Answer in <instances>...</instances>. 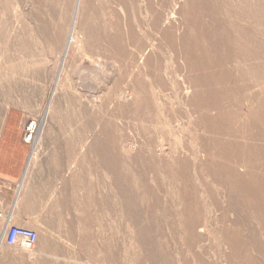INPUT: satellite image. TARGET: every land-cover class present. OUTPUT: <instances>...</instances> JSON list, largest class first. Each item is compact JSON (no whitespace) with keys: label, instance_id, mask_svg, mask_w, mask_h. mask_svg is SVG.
Segmentation results:
<instances>
[{"label":"rangeland","instance_id":"obj_1","mask_svg":"<svg viewBox=\"0 0 264 264\" xmlns=\"http://www.w3.org/2000/svg\"><path fill=\"white\" fill-rule=\"evenodd\" d=\"M163 1L167 13L175 15L172 22L176 27L181 19L178 15L181 6L183 8L190 0ZM99 2L101 0H94L93 8L96 11L91 14L101 24L106 16L101 13ZM232 2L226 0L225 6L231 11L230 22H234L241 30V43L245 44L246 40L252 39L251 36L247 37V31L251 32V26L247 25L250 2ZM74 4L75 0H0V121L8 117L26 121L24 139L32 145L22 186V193L30 197L29 212L24 215L30 222L4 225L27 227L38 235L37 242L31 248L5 247L9 253L0 254V264H118L120 259H131L130 255L121 257V244L127 242L121 232L123 223L118 215L120 200L117 187L123 184L133 195L136 188L141 189L138 187L140 176L136 165L130 166L125 172L117 168L110 171L102 165V158L106 151L107 158L116 159L122 153L120 147H123V153L134 155L138 147L145 144L153 126L147 122V134L140 133V123L134 116V107L138 104L134 101L131 83L124 78L130 68L125 66L129 59L125 64L113 59L105 50L103 42L98 43L97 49L83 48L78 53H71L74 58L76 55L75 59L70 58L74 60L69 63L71 67L67 68L66 64L63 66L64 71L70 68L68 78L61 77L60 84L54 85ZM28 26L34 29L32 33ZM81 35L78 33L76 40H81ZM7 37L8 40H5ZM28 48L31 53H28ZM87 54L99 59L103 65L113 63V72L96 73ZM167 62L168 75L179 79L174 72L175 61ZM109 72L111 75L108 77L106 75ZM182 74L187 76L188 72ZM119 75L122 76L119 82L112 84V80ZM107 77L108 82L105 84L103 80ZM251 80L236 79L235 83L226 86L232 92L229 98L222 100V104L241 105L245 112L249 109L252 111L254 105L262 103L263 79L253 88L251 85L254 82ZM216 87L223 89L225 84ZM190 94V91L185 94L180 88L178 90L168 84V90L159 102L167 105V116L172 119L170 127L175 135L157 137V141L162 140L170 146L177 143L181 148V144H185L189 154L199 146L191 123L193 117L188 116L187 108L184 107ZM153 102V105H159L157 101ZM122 106L123 110L119 108ZM106 121L111 127L107 134L103 128ZM241 122L234 124L235 127L238 128ZM30 126H33V130L29 129ZM253 131L258 133L257 129ZM27 132L32 133L31 139H28ZM257 143L264 148V138H260ZM157 148L160 149L159 146ZM145 154L149 157L150 150L146 149ZM236 166H239L238 163ZM124 174L130 179L128 183H123ZM158 175L160 208H171L174 203L177 209L180 207L177 195L171 204V200H168L176 191L162 172ZM143 182L148 191L156 188L149 171L145 173ZM207 182L214 190V195L212 200V195L203 194L201 217L204 241L203 249L196 251L199 258L204 264H264V217L257 215L260 208L258 203L244 204L239 194L238 203L230 207L226 198L227 187L214 183L210 177H207ZM144 199L150 202L148 194ZM95 201L97 203H93ZM176 219L164 216L159 219L161 244L168 246L165 250H169L171 259L177 264L185 256L188 264H199L191 252L186 248L184 250L179 238L181 226ZM5 226L0 221V240ZM1 244L5 245L3 240ZM142 264L148 262L143 258Z\"/></svg>","mask_w":264,"mask_h":264},{"label":"bare ground","instance_id":"obj_2","mask_svg":"<svg viewBox=\"0 0 264 264\" xmlns=\"http://www.w3.org/2000/svg\"><path fill=\"white\" fill-rule=\"evenodd\" d=\"M249 2L247 25L251 26V32L247 31V37L251 36L253 40L249 38L242 44L241 30L234 22H230L232 15L225 6L226 0H190L183 8L181 6L178 12L181 19L177 17L180 22L176 27L172 22L175 15L167 13L163 0H101L99 9L106 16L101 24L91 14L96 11L93 8L94 0H75L54 85L60 84L61 77L68 78L70 68L64 71L63 66L66 64L68 68L69 63L74 61L70 59L74 52L78 53L83 48L97 49L100 45L98 43L103 42L105 50L113 59H119L124 64L129 59L125 66L130 68L124 78L131 83L133 100L138 104L134 107V116L140 123V133L147 134V122H151L153 126L145 144L139 146L134 155L123 153V147H120L121 155L113 160L111 157L107 158L106 151L103 153L102 165L110 171L117 168L125 172L130 166L136 165L140 176L138 187L141 189L136 188L133 195L129 194L123 184L117 187L120 200L118 215L123 223L121 232L127 242L121 244V257L131 256L130 260L120 259L118 264H142L143 258L148 264H177L171 259L169 250H165L168 246L162 245L159 239L161 226L158 221L162 216L177 218V223L181 226L179 238L184 250L186 248L191 252L199 264H204L196 251L203 249L204 241L201 217L203 194L212 195V200L214 195L207 177L214 183L227 187L226 198L230 207L238 203L239 194L243 197L240 200L244 204L264 202V148L257 143L260 138H264V101L254 105L252 111L249 109L245 112L241 105L222 104V100L229 98L232 92L226 86L235 83L236 79H252V88L262 81L264 87V0ZM28 27L32 33L34 29L32 26ZM78 33L83 36H80L79 41L76 40ZM28 53H31L29 48ZM87 58L96 73L109 70L113 72V63L103 65L99 59L88 54ZM168 60L175 61L174 72L179 79L168 75ZM233 69L237 70L235 76ZM184 71L188 72L187 76L182 74ZM111 73L106 76L109 77ZM108 77L103 80L105 84ZM120 77L122 76L114 78L112 84H117ZM168 84L174 85L178 90L180 88L185 94L191 92L184 107L187 108L188 116L193 117L191 123L199 146L190 154L186 152L189 148L185 144H181L180 148L177 143L170 146L162 140L157 141V137L175 135L170 127L172 119L167 116V105L159 102L163 100ZM218 84H225V88L216 87ZM99 86L102 87L100 84ZM153 101H157L159 105H153ZM119 108L123 110L124 107ZM238 122L241 125L236 128L234 124ZM109 124L106 121V126H103L106 134L107 130L108 133L111 130ZM156 125L158 128H155ZM33 126L29 129L33 130ZM254 129L258 130L257 134ZM180 131L183 132V129L180 128ZM28 135V139H31L32 133ZM146 149L150 150L149 157L145 154ZM147 171L152 173V179L156 182L154 190L148 191L143 182ZM159 172L164 174L174 192L176 191L168 200H171V204L177 195V202L180 204L177 209L174 203L173 208L172 205L168 209L160 208L157 195L160 189L157 184ZM122 178L123 183L130 180L125 174ZM147 194L150 202L144 199ZM2 240L3 235L0 245ZM178 264H188L186 256Z\"/></svg>","mask_w":264,"mask_h":264},{"label":"crops","instance_id":"obj_3","mask_svg":"<svg viewBox=\"0 0 264 264\" xmlns=\"http://www.w3.org/2000/svg\"><path fill=\"white\" fill-rule=\"evenodd\" d=\"M24 125L26 121L16 117L0 121V221L3 226L30 222L24 216L29 212L30 197L22 193L31 151L30 143L24 139ZM257 205L260 206L257 215L264 217V202ZM5 247L12 246L1 245L0 254L9 253Z\"/></svg>","mask_w":264,"mask_h":264},{"label":"built area","instance_id":"obj_4","mask_svg":"<svg viewBox=\"0 0 264 264\" xmlns=\"http://www.w3.org/2000/svg\"><path fill=\"white\" fill-rule=\"evenodd\" d=\"M37 238L35 230L17 225H6L3 232V243L7 246L31 248Z\"/></svg>","mask_w":264,"mask_h":264}]
</instances>
